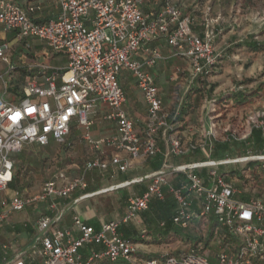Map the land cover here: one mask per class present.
<instances>
[{"label":"built area","instance_id":"2783aa9c","mask_svg":"<svg viewBox=\"0 0 264 264\" xmlns=\"http://www.w3.org/2000/svg\"><path fill=\"white\" fill-rule=\"evenodd\" d=\"M46 1L56 4L60 12L54 19L38 21L35 15L42 9L38 2L22 8L10 0H0V63L7 67L0 73V222L12 213L24 211L29 204L46 202L49 209L56 210L57 200L76 190H86L87 172L103 174L109 170L111 175L124 174L133 160L155 158L160 153L159 138L167 148L160 169L116 185L123 188L148 182L143 193L127 198L121 218L102 222L95 229L79 216H73L71 228H58L59 211L52 217L43 215L36 221L38 235L27 251L15 253L12 264H93L103 259L113 264H137L136 246L119 234V228L146 211L152 200L164 201V189L174 202L173 225L187 229L193 221L213 215L239 244L232 248L233 253L229 246L224 247L215 255V263L191 249L179 258L165 254L158 259L142 260L141 264H252L253 260L262 259L264 200L235 199L236 189L217 168L230 163L264 161V153L236 160L207 158L170 164L171 157L210 152L214 136L207 128L203 140L183 143L175 135L170 113L164 108L150 72L160 61L179 58L187 61L191 81L210 77L222 57L214 46L219 19L206 16L199 35L192 30L194 19L183 12L184 0H162L154 14L142 11L146 0ZM9 32L15 34L16 41L39 39L50 51L62 53L66 66L57 69L37 57L28 63L20 56L17 68L10 59L9 41L2 37ZM161 41L168 48L167 56L158 47L150 46ZM139 52L143 54L140 60L134 57ZM123 72L134 76L146 105L147 117L141 131L136 130L123 109L125 94L119 83ZM176 75L175 72L174 78ZM12 88H16V102L11 103L7 98ZM98 104L106 108L101 119L113 122L116 131L95 140L91 128L93 110ZM74 127L80 130L79 138L90 152L79 177L68 178L58 170L30 198L18 190L7 197L1 195L12 181L15 154L27 145L46 147L50 141L68 147V136ZM252 129L264 134V117L251 124L244 139ZM228 140L229 136L224 141ZM171 175L182 176L185 183L173 186L168 181ZM100 193L104 190L84 193L74 203ZM84 246H98L101 250L92 251L84 259L79 253Z\"/></svg>","mask_w":264,"mask_h":264},{"label":"rangeland","instance_id":"374dc122","mask_svg":"<svg viewBox=\"0 0 264 264\" xmlns=\"http://www.w3.org/2000/svg\"><path fill=\"white\" fill-rule=\"evenodd\" d=\"M7 41H9V46L11 48V62L17 66V68L20 67L18 63V58L20 56H24V61L30 63L35 59L33 54L43 55L42 58L57 69H62L66 66V59L63 54L50 51L39 39L27 38L24 40L16 41L13 39ZM41 45L44 47H41ZM229 58L225 70L219 69L221 70L220 73H213L210 77L200 79L196 82L193 80V83L190 82L191 80L187 71L177 73V78H174L175 76L173 73H175V71L172 70L166 77L164 76L160 80L161 83H164L163 86L166 87L165 90L170 86L171 91L174 93L165 103L167 111L170 113V122L175 128V135L180 138L183 143L189 139H191L190 141L192 142H196L203 140L201 131L207 127L211 129L214 139L216 140L212 143V150L210 152L202 151L194 154H187L185 156L197 159L207 157L214 160H236L245 156L263 154L259 151L264 150V145L261 146L260 150L255 152L256 148H252V145L242 143V141L245 140L244 136L249 131L251 124L259 120L264 114V106L262 107V104L256 105L254 108L243 109L242 106L233 105L232 102L220 101L217 105L213 106L215 115L207 111L210 107H202L205 99L222 96L224 100H229L226 97H229V94L232 93L234 89L254 92L255 95L249 97L250 100H255V102H253L254 104L258 101H264V50L254 54H250L249 52L234 53L233 56L229 55ZM6 69L7 67L0 63V73ZM18 70L20 71V69ZM211 86L213 90H210ZM14 89L16 88L9 89L8 92V96L10 97L7 99L11 103L16 102V97L14 95L16 92ZM258 106H261L260 110H263L262 112L257 109ZM182 108L183 114H180ZM176 112V116L173 117ZM79 134L80 130L75 127L70 130L68 140H73V146L67 150L55 145L53 141H50V144L46 147L37 145L25 146L19 153L14 155V174L17 177L14 188L8 187L1 195L7 197L13 191L18 190L25 198H30L38 194L41 191L42 184L52 179L58 170L64 171L68 178L79 177L82 174L81 167L83 163L90 156L85 142L77 138ZM226 134L229 136V141H227V143L230 148L228 151H220L218 150L219 147L215 145L222 144L228 137ZM249 162L251 163L254 161L221 165L217 170L225 176L229 175L231 184H237V186H233L236 189V195L245 193L248 196L247 200H264V170L257 169L256 173L258 176L255 178L246 170ZM262 162L264 161H258L256 166L262 168ZM253 167L254 165H251V168ZM111 174L109 170L103 174L94 171L87 172L84 175V179L87 183L86 190H76L67 198L57 200V202L63 206L84 193L104 190V193L82 200L79 206L89 204L92 208L95 207L94 209L98 210V215L103 219H105V217L109 218L110 215L115 216V214L121 213L123 207L126 205L128 196L133 193L138 194L140 192L139 186H142V184L116 188V185H118L120 181L125 180L122 178L127 179L138 175H134L136 174L134 170L128 171L125 176L121 174ZM235 174H241L242 178H238ZM239 198H241V196H238L237 199ZM165 199L166 203L171 201L168 194L165 195ZM35 205H39L40 207V214L36 213L33 219L37 221L39 217L46 215L47 211H45L44 208L47 203L29 204L30 207ZM139 219L142 220L143 217L141 216ZM210 226L211 225L205 221L199 225L190 226L188 229H178L177 233H173L177 238H173L174 241L172 243L165 246L161 242L162 246L159 245L166 248L167 252L170 255H174L176 258H179V255L185 251L193 249L215 263V255L224 249V247L228 246L217 243L216 239H214V235L209 237L208 228H210ZM34 231H36V226ZM187 237L195 241L193 243H187L188 241L185 242V238ZM196 241H198V245L195 249L197 244ZM228 248L231 253L234 252L232 249L234 248L233 246L231 248L229 246ZM6 262L7 260L4 261L0 258V264H5ZM252 264H264V257L262 259L253 260Z\"/></svg>","mask_w":264,"mask_h":264},{"label":"crops","instance_id":"0c3cea01","mask_svg":"<svg viewBox=\"0 0 264 264\" xmlns=\"http://www.w3.org/2000/svg\"><path fill=\"white\" fill-rule=\"evenodd\" d=\"M10 1L16 3L22 8H25L26 5L33 2H38L39 4H41V11L35 15V17L38 18V21H47L50 19H54L60 12V9L56 4H51L46 0ZM161 3L162 0H146V2L142 5V11L146 14H154L159 10ZM183 12L185 15H190L194 19L192 30L199 35L202 32L201 24L206 16L219 19V23L216 26L218 29V34L214 41V46L218 52H221L222 57L219 60V63L221 64L218 65L214 73H220L221 70L219 69L225 70L227 68V63L230 59L229 55L233 56L234 53L238 54L239 52H249L250 54H254L256 52H261L264 50V0H184ZM14 36L15 34L13 32L2 34V37L6 40H13ZM43 45H41V47H44ZM150 46L158 47L163 55L167 56L168 48L163 41L154 42ZM258 46H263V48L261 50H256L255 48ZM33 57H37L40 62L49 63L42 58L43 55L41 56L33 54ZM134 57L140 60L143 58V54L142 52H139V54ZM172 70H174L176 73H181L183 71L188 72L187 61L179 58H169L160 61L154 68L150 70L155 79V83L159 91V96L166 111L167 106L165 102L170 97H172L174 93L171 91L170 86H168L167 90H165L166 87L163 86L164 83H161L160 80L162 79V77H166L167 74ZM190 82L193 83L192 81ZM119 83L125 94V103L123 105V109L127 117L133 121L136 130L141 131L145 127L147 109L142 95L136 87L135 78L132 74L123 72L119 76ZM248 92L245 90L239 91L238 89H234L232 93H228L229 96H231V99L227 100V102H232L233 105H238L239 107L242 106L243 109L254 108L256 105L260 104H262V107L264 106V101H258L259 103L257 102L254 104L253 102H255V100L253 101L250 99L245 100L241 105L235 103V99H241V93L243 94ZM222 98L223 97L220 96L214 97L210 99V101H203L204 105L202 107H210V105H212L211 102H213L214 100H220ZM261 106H258L257 109L262 112L263 110H260ZM105 110V106L101 104H98L93 110L94 125L91 128V136L95 140L103 136L113 135L116 131V126L113 122H106L101 119V115ZM207 111H209V108L207 109ZM176 114L177 112L174 113L173 117L176 116ZM206 128L201 131L202 137ZM77 138H79V136ZM190 140L191 139L186 140L185 142H188ZM69 141L73 140H68V142ZM158 146L160 148V153L157 157L148 160H133L131 162L132 165L127 170V172L130 170H134L136 172V174L134 175H138L135 177H140L144 174H148L160 169L163 164V154L166 151L167 145L164 140L159 138ZM122 155L126 156V154L124 153ZM206 158L197 159L190 156H184L180 158L171 157L169 159V163H191L195 161H203ZM126 173L121 175L125 176ZM135 177H130L127 179L122 178L125 180H122L119 183L128 181ZM168 181L173 186H179L180 184L185 183V180L182 176L175 175L169 176ZM141 184L142 186H139L140 192L138 194L133 193L131 195H140L146 190L148 182L146 181ZM163 191H165L166 195V190L164 189ZM75 199L63 206H61L60 203L57 202L56 210L49 209L48 204L45 206L44 210L47 211L46 215L52 217L58 211L61 214L60 220L56 223V226L58 228H71L72 217L79 216L85 223L94 227L95 229H98L102 222L119 219L125 214L126 211L125 205L121 213H117L115 214V216L110 215L109 218L105 217V219H103L100 217V215H98V210H95V207L92 208L89 204L79 206V203L82 200L74 203ZM39 211V205H35L32 207L27 205L24 211L12 213L8 217L9 220L7 218L4 222H0V258L4 261L7 260L5 264H12L15 253L19 251H27L33 239L38 235L37 230L34 231L36 221H34L33 219L35 218L36 213L40 214ZM173 214L174 202L172 200L169 203H161L160 201L152 200L149 204V208L146 211L138 214V216L129 223L121 225V227L119 228V234L123 238L134 242L136 246L134 259L137 264H141L142 260H147L148 258L158 259L165 254H169L166 248L161 247V244L163 243L166 246L167 244L172 243V240H174L173 237L170 238L168 236L173 235V233H177V230L179 228L170 226V230L165 231L164 228H160L158 226L160 220H169L173 216ZM141 216L143 217L142 220L139 219ZM148 232H151L152 235H149ZM167 238L169 241L167 240ZM175 238H177V236H175ZM3 246H6V249H3ZM99 250H101V248L98 246H84L79 250V253L85 259L90 255L92 251ZM38 263L39 261L34 264ZM93 264L113 263H110L109 261L103 259L94 261ZM114 264L125 263L118 262Z\"/></svg>","mask_w":264,"mask_h":264},{"label":"trees","instance_id":"16d2710c","mask_svg":"<svg viewBox=\"0 0 264 264\" xmlns=\"http://www.w3.org/2000/svg\"><path fill=\"white\" fill-rule=\"evenodd\" d=\"M264 46V45H263ZM263 46H258L256 47L255 49L256 50H261L263 48ZM200 79H204V78H197L195 79L194 81H198ZM210 90H213V87L211 86ZM252 95H255L254 92L250 91L248 93H241V99H235V103L236 104H242L244 103L245 100H249L250 96ZM200 96V94H199ZM226 98L228 99H231V96H227ZM233 99V98H232ZM205 101H210V99H205ZM220 101H225L227 102V100H224L223 98L220 99V100H214L213 102H211L212 105H210V109H209V113L210 114H214L215 115V112H214V108L213 106L217 105V103H219ZM180 114H183V108L181 110V113ZM264 116H262L261 118H263ZM260 118V119H261ZM227 135V134H226ZM228 136V135H227ZM216 140L214 139L212 141L215 142ZM229 141V140H228ZM231 142H234V141H231ZM243 144H247V145H252L251 147L252 148H256L255 152H257L258 150H260L261 146L264 145V134L260 131V130H256V129H252L250 134L245 138V140L242 141ZM69 146L68 147H65L64 149H70L72 146H73V141H69ZM216 147H219L218 150L222 151V150H225V151H228V149L230 148L229 147V144L227 143V141H224L222 144H216L215 145ZM260 153H264V150H261L259 151ZM189 154H192V153H189ZM256 155V154H254ZM158 156V155H157ZM156 156V157H157ZM258 164V161H254V162H249L247 164V168L246 170L249 172L250 175H253L255 178L258 176L257 173H256V170L260 169V170H264V162H262V168H258V166H256ZM251 165H254L253 168H251ZM264 172V171H263ZM220 173V172H219ZM224 179L231 183V180H229V175L225 176L223 175L222 173H220ZM231 175H234V174H231ZM238 176V178H242V175L241 174H235ZM17 177L15 174H13V178H12V181L10 182L9 184V187L10 188H14V185H15V181H16ZM246 181V180H244ZM233 186H237V184H233ZM238 196H241V198L237 199ZM248 196L245 194V193H242V194H239V195H236L235 196V199L239 200V201H249L247 200ZM247 200V201H246ZM251 200V199H250ZM154 202V201H153ZM161 203H166V199L164 201H160ZM208 223L210 226V228H208V233H209V237H212L214 235V239H216V242L223 245V246H230V247H237V245L239 244L238 240L231 234L228 233V230L224 227H220L217 223V221L215 220L214 216L213 215H208L207 217H205L204 219L200 220V221H193L191 223V226H194V225H199L201 224L202 222H205ZM161 224H163V226H161ZM170 226L174 227V228H179L175 225H173L172 221H171V218L169 220H160V223H159V226L160 228H164L165 231H169L170 230ZM181 229V228H179ZM188 229V228H187ZM147 233V232H146ZM149 235H152L151 232H148ZM168 237H173L175 238L174 234L173 235H169ZM185 242L187 243H193L195 240H191L190 237H187L185 238ZM168 240V238H167ZM169 241V240H168ZM174 240H172L173 242ZM207 242V241H206ZM196 246H195V249L197 248V245H198V241H196ZM200 244V243H199ZM195 245V244H194ZM206 245V244H205ZM149 259H153V258H148Z\"/></svg>","mask_w":264,"mask_h":264}]
</instances>
